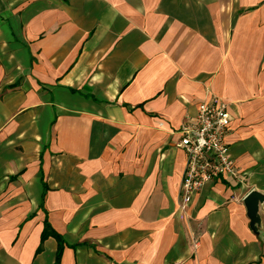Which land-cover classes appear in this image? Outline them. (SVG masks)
Instances as JSON below:
<instances>
[{
    "label": "crops",
    "instance_id": "0c3cea01",
    "mask_svg": "<svg viewBox=\"0 0 264 264\" xmlns=\"http://www.w3.org/2000/svg\"><path fill=\"white\" fill-rule=\"evenodd\" d=\"M214 97L245 176L182 208L180 128ZM252 190L264 0H0V264H264Z\"/></svg>",
    "mask_w": 264,
    "mask_h": 264
},
{
    "label": "built area",
    "instance_id": "2783aa9c",
    "mask_svg": "<svg viewBox=\"0 0 264 264\" xmlns=\"http://www.w3.org/2000/svg\"><path fill=\"white\" fill-rule=\"evenodd\" d=\"M230 104L219 98L203 101L196 115L188 116L180 128L178 146L186 153L180 186L181 207L186 208L208 182L245 174L236 165L227 137L230 133Z\"/></svg>",
    "mask_w": 264,
    "mask_h": 264
},
{
    "label": "water",
    "instance_id": "95a60500",
    "mask_svg": "<svg viewBox=\"0 0 264 264\" xmlns=\"http://www.w3.org/2000/svg\"><path fill=\"white\" fill-rule=\"evenodd\" d=\"M247 207V213L250 218V225L254 231H257L260 222L259 207L264 202V194L257 190H252L244 199Z\"/></svg>",
    "mask_w": 264,
    "mask_h": 264
},
{
    "label": "trees",
    "instance_id": "16d2710c",
    "mask_svg": "<svg viewBox=\"0 0 264 264\" xmlns=\"http://www.w3.org/2000/svg\"><path fill=\"white\" fill-rule=\"evenodd\" d=\"M50 235H53L57 238L58 240V243H59V248H58V252H57V263H59L60 261V257H61V254H62V249L65 245V241H64V238L62 237V235H60L59 233L55 232L50 223L46 220L45 222V228L43 230V233H42V241L45 240L48 236Z\"/></svg>",
    "mask_w": 264,
    "mask_h": 264
}]
</instances>
